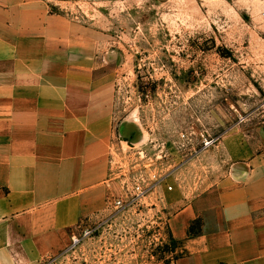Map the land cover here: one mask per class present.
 <instances>
[{"label":"crops","instance_id":"0c3cea01","mask_svg":"<svg viewBox=\"0 0 264 264\" xmlns=\"http://www.w3.org/2000/svg\"><path fill=\"white\" fill-rule=\"evenodd\" d=\"M97 48L43 0H0V264H42L111 211L123 133ZM194 163L172 177L175 264H264V144L234 131Z\"/></svg>","mask_w":264,"mask_h":264},{"label":"rangeland","instance_id":"374dc122","mask_svg":"<svg viewBox=\"0 0 264 264\" xmlns=\"http://www.w3.org/2000/svg\"><path fill=\"white\" fill-rule=\"evenodd\" d=\"M43 1L95 36L123 134L111 211L42 264H175L172 177L198 174L203 150L234 131L264 144V0ZM155 173L172 175L117 207Z\"/></svg>","mask_w":264,"mask_h":264},{"label":"built area","instance_id":"2783aa9c","mask_svg":"<svg viewBox=\"0 0 264 264\" xmlns=\"http://www.w3.org/2000/svg\"><path fill=\"white\" fill-rule=\"evenodd\" d=\"M172 174H164V175H159V174H154V183L153 184H148V185H143L141 183H137L134 186V194L131 196V198L124 202L122 199H116V205L117 207H125L126 205L130 203H135L141 198L145 197L150 191H152L153 188L157 187L160 183L168 181L169 178H171ZM173 188V185H169V189L171 190Z\"/></svg>","mask_w":264,"mask_h":264},{"label":"trees","instance_id":"16d2710c","mask_svg":"<svg viewBox=\"0 0 264 264\" xmlns=\"http://www.w3.org/2000/svg\"><path fill=\"white\" fill-rule=\"evenodd\" d=\"M190 232H191V234H195V233H194V229H193L192 226H191V228H190Z\"/></svg>","mask_w":264,"mask_h":264}]
</instances>
